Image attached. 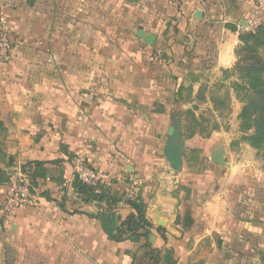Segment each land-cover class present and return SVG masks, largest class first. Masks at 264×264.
I'll use <instances>...</instances> for the list:
<instances>
[{
  "label": "crops",
  "instance_id": "crops-1",
  "mask_svg": "<svg viewBox=\"0 0 264 264\" xmlns=\"http://www.w3.org/2000/svg\"><path fill=\"white\" fill-rule=\"evenodd\" d=\"M255 0H0L13 55L0 60V264H264V184L213 164L182 96L235 62ZM143 36H154L149 46ZM154 59V60H152ZM212 65L213 68H212ZM196 82V83H194ZM194 83V85H193ZM182 119L183 170L164 156ZM104 182L85 201L71 162ZM18 168L37 207L4 214ZM217 168L222 183L215 188ZM255 187V188H254ZM141 205L148 235L121 225Z\"/></svg>",
  "mask_w": 264,
  "mask_h": 264
},
{
  "label": "rangeland",
  "instance_id": "rangeland-1",
  "mask_svg": "<svg viewBox=\"0 0 264 264\" xmlns=\"http://www.w3.org/2000/svg\"><path fill=\"white\" fill-rule=\"evenodd\" d=\"M263 29L264 19L256 28H249L241 33L233 65L226 70H220L215 80L203 82L196 96L187 92L181 98L190 103V109L186 113L189 131L198 132L206 138L217 131L224 132L225 135L222 137L212 139L211 157L217 156L222 163H226L227 156L228 164L234 165L233 169L242 168L243 171L238 170L236 175L233 173V178L241 182L251 180L250 172L254 173L251 175L255 180L252 183L254 186L264 184V146H262L264 141H261V146L255 144L253 140L255 123L249 118L252 110L247 113L248 118H245L243 111L253 95L247 83L253 75L249 74L247 66L257 59L264 61V38L257 35ZM251 35L258 37L253 38ZM258 39L261 40V44H258ZM180 118L182 120L183 116ZM181 128L182 122L180 131ZM215 171L217 174L215 188L218 189L222 183L221 170L217 168ZM257 191L261 193L255 194V191L245 189L242 195L245 198L252 195L253 199L256 195L257 200L263 201L264 191L262 189Z\"/></svg>",
  "mask_w": 264,
  "mask_h": 264
},
{
  "label": "built area",
  "instance_id": "built-area-1",
  "mask_svg": "<svg viewBox=\"0 0 264 264\" xmlns=\"http://www.w3.org/2000/svg\"><path fill=\"white\" fill-rule=\"evenodd\" d=\"M264 19V0H255V8L251 14L248 28H256ZM12 30L6 19L0 20V60L8 63L13 55ZM154 60V59H152ZM72 181L90 187L97 188L104 182L101 174L87 165L86 156L81 154L73 158L71 162ZM4 199V214L11 216L17 210L37 207L39 196L36 193L30 171L18 168L16 177L12 179Z\"/></svg>",
  "mask_w": 264,
  "mask_h": 264
},
{
  "label": "trees",
  "instance_id": "trees-1",
  "mask_svg": "<svg viewBox=\"0 0 264 264\" xmlns=\"http://www.w3.org/2000/svg\"><path fill=\"white\" fill-rule=\"evenodd\" d=\"M257 35H261L264 38V29ZM251 37L256 38L258 36L251 35ZM258 44H261V40L258 39ZM249 74L251 73V78L249 79L248 89L253 92L252 98L246 104V107L243 111L245 118L247 113L251 111L250 119L254 121L255 136L253 140L255 144L261 146V141H264V61L255 60L252 64L247 66ZM248 74V75H249ZM264 146V144L262 145ZM75 187L78 192L83 196L85 201L101 200L103 195H97L94 193V188L87 187L78 181L74 182ZM102 188L101 186L99 187ZM129 205L135 210V215L131 216L126 222L121 225L119 231L118 240H124L126 234L129 235H144L147 236L151 225L146 221L144 216L141 213V205L134 201H129ZM150 259L149 264H158L160 259L159 252L150 250L147 254Z\"/></svg>",
  "mask_w": 264,
  "mask_h": 264
},
{
  "label": "water",
  "instance_id": "water-1",
  "mask_svg": "<svg viewBox=\"0 0 264 264\" xmlns=\"http://www.w3.org/2000/svg\"><path fill=\"white\" fill-rule=\"evenodd\" d=\"M244 29H248L249 24L244 23L241 25ZM141 38L144 39V41L149 45V46H154L155 44V37L154 36H143L141 34ZM181 118L177 121V127H171L168 136H169V141L167 142V145L164 149V156L168 159L171 168L175 172L181 173L183 170V162H182V152L184 149V145L181 142V135H180V126H181ZM213 163L217 165H221L222 161L219 157H214L213 158Z\"/></svg>",
  "mask_w": 264,
  "mask_h": 264
}]
</instances>
